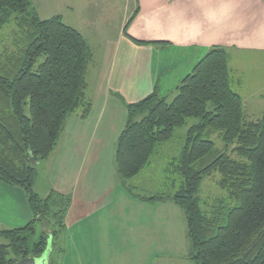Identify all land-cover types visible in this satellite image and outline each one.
<instances>
[{
    "label": "trees",
    "instance_id": "obj_1",
    "mask_svg": "<svg viewBox=\"0 0 264 264\" xmlns=\"http://www.w3.org/2000/svg\"><path fill=\"white\" fill-rule=\"evenodd\" d=\"M136 14L125 27L126 35ZM13 17L20 35L17 51L0 60V182L25 191L32 221L19 229L0 227L5 242L0 243V264L41 258L48 236L44 230L34 240L39 225L44 229L48 224L54 240L64 234L71 197L52 192L41 198L34 190L37 166L54 152L67 119L79 110L85 119L92 107L86 76L93 54L84 36L61 16L42 20L32 0H0V31ZM130 39L138 45H166ZM126 113L114 154L126 184L149 166L178 128L197 121L172 162L173 173L182 179L175 193L138 196L127 186L136 199L171 201L185 212L189 260L264 264V115L256 121L247 118L242 98L231 88L227 51L211 48L172 98L155 90L127 104ZM215 134L223 147L211 140ZM215 175L227 197L206 208L200 187ZM47 264H53L51 257Z\"/></svg>",
    "mask_w": 264,
    "mask_h": 264
},
{
    "label": "crops",
    "instance_id": "obj_2",
    "mask_svg": "<svg viewBox=\"0 0 264 264\" xmlns=\"http://www.w3.org/2000/svg\"><path fill=\"white\" fill-rule=\"evenodd\" d=\"M32 1L40 16V1ZM100 2L104 9L98 7ZM118 3V0L95 3L54 0L52 3L53 9H60L54 15L61 16L63 21L69 11L90 20L91 25L121 26V32L113 40L112 48L108 41L109 61L92 79L91 89L93 86L95 89L89 100L92 104L89 116L83 119L80 111L67 119L59 143L49 157L63 165L56 174V185L50 191L71 197L72 203L65 217L66 233L100 213L106 203L107 208L113 205L115 210L119 206L121 210L127 209L132 220L129 225L133 228L126 232L149 228L146 236L150 237L152 233L166 234L161 231L160 224L161 218L166 219L165 211L171 201L148 203L134 198L128 193L130 183L123 182L117 173L114 154L126 124V105L141 101L155 90L162 97L172 98L181 81L209 50L222 47L229 56L232 90L242 98L247 118L251 121L260 119L264 115V0H132L131 4L129 0L122 5L124 14H120ZM136 11L126 35L125 27ZM130 38L166 45H138ZM89 90L90 85L88 93ZM138 177L130 182H136ZM118 184L124 188L123 197L114 204L111 198ZM142 211H147L148 215L154 211L158 223L153 229L152 222L146 227H135V219H142ZM31 221L32 213L25 193L0 182V226L19 229ZM99 221L101 229L98 231L104 236L118 233L115 225L111 227V221H116L115 214L108 218L106 226ZM154 237L150 238L153 240ZM99 239L109 242L103 236ZM96 241L97 238L90 240V247ZM148 243L149 239H142L138 248L158 247ZM162 246L166 247V241L159 248Z\"/></svg>",
    "mask_w": 264,
    "mask_h": 264
},
{
    "label": "rangeland",
    "instance_id": "obj_3",
    "mask_svg": "<svg viewBox=\"0 0 264 264\" xmlns=\"http://www.w3.org/2000/svg\"><path fill=\"white\" fill-rule=\"evenodd\" d=\"M39 1V6L42 8L39 17L42 20L51 19L55 17L54 14H56V12L60 11L59 8L53 9L52 3L54 0H46V2L44 0ZM99 1L101 0H90L91 3ZM118 1L120 5L119 12L120 14H124L122 5L129 0ZM131 2L132 0H130L129 4H131ZM105 4L106 2H103V5ZM45 5H47V7H44ZM98 7L104 9L102 2L98 3ZM129 15L131 16V10H129ZM63 22L79 31L88 41L92 51L93 60L89 64L86 76L87 83L90 85L89 93L87 92V100H92L91 95L95 89V86L91 89L92 79L94 80L96 78V73L99 74L101 69L104 68V64L109 61L108 50L110 47H113V40L120 34L121 26L91 25L92 23L90 20L79 18L78 15L69 11H66V19ZM19 36L15 17H13L0 31V60L3 57L16 53V43ZM108 41H110V47ZM80 111L82 110H79L78 113H80ZM196 122V120L191 119L187 126L178 128L175 131L174 138L159 148L157 154L152 157L149 166L140 174L136 182H129L130 184L128 185H131L130 187L133 188L136 195L147 197L168 195L175 193L179 189L182 179L173 173L172 162L179 156L185 136L189 128ZM211 140H213L219 148H221V146L223 147V144L218 140L216 134ZM62 166L61 161L59 162L55 160V158H49L46 161L40 162L37 166L39 176L36 179L34 190L41 198L46 199L50 196V192L52 193L50 190H53V186L55 187L56 174H58ZM219 179L220 177L215 175L214 177L205 179L201 184L199 196L201 200L207 204V206H205L206 208L214 205L216 200L227 197V192L221 190L216 184ZM22 191L25 193L24 190ZM122 191H124V188H122L121 185L114 191V196L111 198L114 204L122 199ZM119 207H117L116 210L113 205L107 208L106 203H104L100 213H98V211V214L93 218L81 225H77L74 229H71L67 233L65 232L62 236L59 235L55 240L52 238L53 235H51V227L48 229V224L44 229L39 225L34 240H38L41 233L44 230L46 231L48 236L47 252L53 264H195L188 258L190 240L187 233L186 214L180 207L172 202L168 203L165 211L166 219L163 220V218H161L160 224L161 231H165L166 234L152 233L150 237L155 235L153 240L146 236L149 235V228L141 229V232H126L133 228V226L129 225L132 220L127 209L121 210ZM57 209L59 210V207ZM140 213L142 219H135V227L142 228V225L146 227L148 223L152 222L153 229L154 225L158 223V219L155 220L154 211L150 212L151 215H148L147 211H142ZM161 213L163 214V211H161ZM113 214H115L116 221H111V227L115 225L114 229L117 230L118 233L110 234V237H106L101 231H98L101 229V226L99 227L101 224L99 219L106 226L108 218ZM123 227L125 229L124 232ZM99 236H103V238L109 242H103L99 239ZM94 238H97V241L90 247L89 241ZM142 239H149V246H152V243H154L158 247L155 249L154 245L153 249L140 250L139 246L140 243H142ZM52 241L55 243L56 247L58 245V247L63 248L64 252L61 253L56 247H52ZM164 241H166V247L162 246L160 249V244ZM0 243L5 242L0 239Z\"/></svg>",
    "mask_w": 264,
    "mask_h": 264
},
{
    "label": "water",
    "instance_id": "obj_4",
    "mask_svg": "<svg viewBox=\"0 0 264 264\" xmlns=\"http://www.w3.org/2000/svg\"><path fill=\"white\" fill-rule=\"evenodd\" d=\"M48 256H49L48 252H46L39 259H36V258L24 259V260L20 261L18 264H47Z\"/></svg>",
    "mask_w": 264,
    "mask_h": 264
}]
</instances>
